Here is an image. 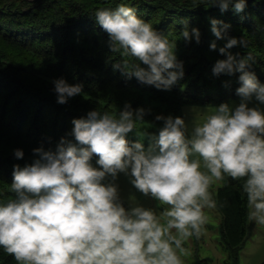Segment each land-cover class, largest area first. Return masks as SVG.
I'll list each match as a JSON object with an SVG mask.
<instances>
[{
    "label": "clouds",
    "instance_id": "obj_1",
    "mask_svg": "<svg viewBox=\"0 0 264 264\" xmlns=\"http://www.w3.org/2000/svg\"><path fill=\"white\" fill-rule=\"evenodd\" d=\"M194 3L221 13L247 7V0ZM93 16L119 57L114 70L159 90L183 78L176 40L138 16L134 6L121 2L97 8ZM184 23L183 40L200 43V30ZM210 24L215 39L209 48L224 56L214 62L212 75L238 74V102L195 108L204 113L196 120L157 114L162 124L155 132L137 127L148 123L151 109L129 102L115 112L94 108L73 118L54 148L35 147L31 162L13 165L11 195L0 193V250L16 264H187L186 244L208 233L209 213L218 206L212 188L227 178L240 183L247 220L264 228V82L251 54L230 51L246 46L229 36L231 25L218 19ZM52 84L59 104L83 94V84L64 77ZM13 155L21 160L25 153L17 148ZM121 174L155 205L134 197L126 204Z\"/></svg>",
    "mask_w": 264,
    "mask_h": 264
},
{
    "label": "trees",
    "instance_id": "obj_2",
    "mask_svg": "<svg viewBox=\"0 0 264 264\" xmlns=\"http://www.w3.org/2000/svg\"><path fill=\"white\" fill-rule=\"evenodd\" d=\"M121 2L134 6L138 16L176 40L175 52L184 62L185 74L170 90L142 84L113 69L119 57L111 53L107 33L93 15L97 8H115ZM211 19L230 24L229 36L246 42L244 48L230 51L251 54L254 71L264 82V0H247L239 14L231 8L221 13L216 6H195L194 0H0V193L11 195L7 188L14 164L31 162L35 147L54 148L71 130L72 119L89 110L115 112L126 102L151 109L145 117L149 124L137 127L155 132L162 124L155 121L157 114L177 116L185 105L212 106L237 98L238 74L217 77L211 72L214 62L224 58L209 48L215 39ZM185 21L189 30H200V43H186L180 36ZM59 77L83 84V94L57 103L52 80ZM129 137L139 138L133 133ZM17 148L25 153L21 160L13 155ZM214 198L221 213L219 239L229 258L224 264H237L250 235L246 197L240 183L227 178ZM0 264L16 261L0 250Z\"/></svg>",
    "mask_w": 264,
    "mask_h": 264
},
{
    "label": "rangeland",
    "instance_id": "obj_3",
    "mask_svg": "<svg viewBox=\"0 0 264 264\" xmlns=\"http://www.w3.org/2000/svg\"><path fill=\"white\" fill-rule=\"evenodd\" d=\"M239 98L229 100L230 102H238ZM213 106H204L201 104H189L181 108V115L185 116L186 120H196L204 113L195 111V108L210 111ZM194 108V111L189 113L188 109ZM147 141H144L146 143ZM118 183L121 188V195L126 204L129 203V197H134L139 203L147 206H154L155 202L148 197L143 196L138 192L129 182L128 178L123 174L119 176ZM221 183L214 185L212 191L214 195ZM210 221L208 224V233L199 240L192 238L186 244L190 249V255L187 257V264H197L204 260L203 264H224L229 262L227 249L221 244L219 239V224L221 221V213L218 209L211 210ZM250 235L246 239L243 248L239 252L237 264H261L264 260V228H259L253 223L249 222Z\"/></svg>",
    "mask_w": 264,
    "mask_h": 264
}]
</instances>
